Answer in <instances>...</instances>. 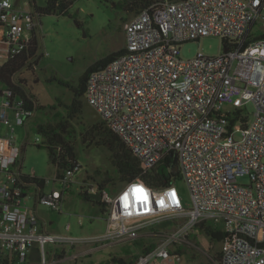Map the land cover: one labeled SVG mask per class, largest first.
I'll use <instances>...</instances> for the list:
<instances>
[{"label":"built area","instance_id":"built-area-1","mask_svg":"<svg viewBox=\"0 0 264 264\" xmlns=\"http://www.w3.org/2000/svg\"><path fill=\"white\" fill-rule=\"evenodd\" d=\"M40 7L36 0H0V70L38 35ZM259 21L264 0H165L126 24L125 51L90 73L85 97L145 169L177 153L191 202L184 203L176 180L152 187L137 179L116 196L84 184L83 193L99 199L106 216L105 231L91 236L50 233L28 205L35 186L37 204L61 212L80 167L57 174L60 188L49 192L46 180L23 170L16 126H25L36 107L0 82V125L6 127L0 135V264H58L65 257L55 250L49 258L47 244L136 242L147 228L160 236L132 264H177L179 244L194 245L190 231L210 222L223 224L226 233L215 264H264V34H252ZM209 35L223 38L228 49L181 56L183 43ZM248 102L254 119L244 123ZM238 130L241 138L234 139ZM227 137L230 142L222 143ZM243 175L249 184L239 182ZM136 185L147 199L133 191ZM162 223L170 229L158 228Z\"/></svg>","mask_w":264,"mask_h":264},{"label":"rangeland","instance_id":"rangeland-1","mask_svg":"<svg viewBox=\"0 0 264 264\" xmlns=\"http://www.w3.org/2000/svg\"><path fill=\"white\" fill-rule=\"evenodd\" d=\"M38 6H44L47 0H36ZM126 0H75L68 15L47 14L42 16L41 27L38 31L39 53L43 57L38 64H31L14 76L15 83H20L31 95L34 106V115L25 126L17 125L15 134L17 144L23 146V170L47 181L44 191L60 188V183L54 181L58 168L50 160L47 147H39L45 137L39 133V124H57L67 114L66 106L73 99V91L59 81L63 80L77 86L81 76L95 63L119 52L126 47V24L141 10H128L124 7ZM254 36L264 34V22H257L252 28ZM181 56L192 58L199 52L206 55L218 56L225 50L224 39L209 35L198 40H191L181 45ZM3 88L0 84V89ZM1 100V97H0ZM83 107L80 113L70 119L71 141L75 144L77 160L81 168L73 175V183L63 196L62 211H54L44 204H37L38 189L32 186L30 197L26 199L31 207L37 209L41 219L46 220L45 228L50 233H59L74 237L91 236L102 233L106 229V216L100 206L85 199L83 185H94L106 178L112 179L105 191L116 196L127 184L119 179L117 169L111 161V150L107 144L100 142V135L95 134L93 143L83 141V137L92 127L105 121L101 114L83 97ZM225 108H231L230 105ZM254 103L248 102L244 106V115L250 123L254 119ZM240 128V125H237ZM6 127L0 125V135H5ZM95 133V132H94ZM241 130L236 131L233 138H241ZM230 138L222 140L229 143ZM240 183L249 184L248 175L238 178ZM175 184L182 195L185 204L191 202L188 183L184 178L176 179ZM139 187L138 185L133 188ZM49 221H53L49 224ZM166 224L174 225V221ZM162 223L158 228L169 230L170 227ZM218 230H223V224L209 223ZM159 233L149 228L141 232L136 242H119L114 244L101 243L69 245L47 244L48 257L54 251L64 256L58 264H98L112 256L134 258L144 245L156 243ZM194 245L181 243L182 260L177 264H201L212 262L222 248V241L209 236L203 228L196 225L189 235ZM88 254H82L77 259L75 253L84 249L96 248ZM176 248L174 247V252ZM21 264V263H16Z\"/></svg>","mask_w":264,"mask_h":264},{"label":"trees","instance_id":"trees-1","mask_svg":"<svg viewBox=\"0 0 264 264\" xmlns=\"http://www.w3.org/2000/svg\"><path fill=\"white\" fill-rule=\"evenodd\" d=\"M75 0H47L46 4L40 7L42 16L47 14H58L68 15L70 8ZM165 0H126L124 7L130 11L132 10H143L148 6L158 7L160 3ZM225 43V41H224ZM39 40L36 31L33 33V39L31 40L28 48L21 54L12 57L0 70V82L13 88L17 94L25 97L27 101L32 105V97L26 91V89L20 84L24 80L19 79V84L15 83L14 76L20 73L24 68L29 67L31 64H38L40 59L43 57V53H39ZM125 51L120 50L105 59H102L92 65L80 78L77 86H73L63 80L59 82L68 86L73 91V99L69 105L66 106L67 114L57 124H39L38 131L41 133L45 140L43 144H39V147H47L50 153V160L58 168V175H63L66 171L73 170L76 167H82L77 160L75 144L71 141V128L70 119L74 118L78 113L81 112L83 107V97L86 94V86L90 73L97 70L111 60L119 56ZM248 117L243 118V122L246 123ZM95 132V133H94ZM95 134L100 135V142L107 144L111 150V161L114 167L117 169L119 179L123 183H130L137 179H141L147 185L152 187H162L167 184H171L177 178L181 177L180 172L174 173L171 171V165L174 161V156L170 153L165 160L157 167L147 170L144 168L139 158L132 152L130 147L121 139V137L113 131L108 122L102 121L95 124L92 129L87 131L83 137L85 143L91 144L95 140ZM112 179L106 178L98 183L100 190L105 189V186ZM42 184L45 180L41 179ZM85 199L90 200L100 206L102 212L103 203L99 199H93L87 193L83 194ZM205 230V232L212 238L222 241L226 233L223 230H218L201 223L199 225ZM181 256V251H178ZM61 257V256H60ZM138 255L130 259L125 256H112L106 261L98 264H132ZM221 253H217L212 262L201 263V264H215L216 261H220Z\"/></svg>","mask_w":264,"mask_h":264},{"label":"water","instance_id":"water-1","mask_svg":"<svg viewBox=\"0 0 264 264\" xmlns=\"http://www.w3.org/2000/svg\"><path fill=\"white\" fill-rule=\"evenodd\" d=\"M226 50L228 49L227 47L225 48ZM172 155L174 156V161L171 165V171L174 173H178L180 171V166H179V161H178V155L177 153H172ZM179 261L182 260V257L180 256L178 258Z\"/></svg>","mask_w":264,"mask_h":264},{"label":"snow or ice","instance_id":"snow-or-ice-1","mask_svg":"<svg viewBox=\"0 0 264 264\" xmlns=\"http://www.w3.org/2000/svg\"><path fill=\"white\" fill-rule=\"evenodd\" d=\"M133 191H134L137 195H143L144 198L147 199V194L144 192V189L137 187V188H135ZM125 199H127V197H125Z\"/></svg>","mask_w":264,"mask_h":264},{"label":"crops","instance_id":"crops-1","mask_svg":"<svg viewBox=\"0 0 264 264\" xmlns=\"http://www.w3.org/2000/svg\"><path fill=\"white\" fill-rule=\"evenodd\" d=\"M104 213V212H103ZM50 223L49 224H52L53 223V221H49ZM104 246V245H103Z\"/></svg>","mask_w":264,"mask_h":264}]
</instances>
